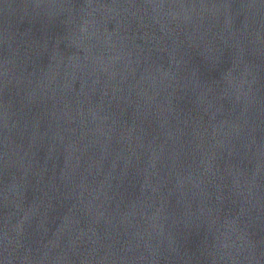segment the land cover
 Instances as JSON below:
<instances>
[{
  "label": "water",
  "instance_id": "water-1",
  "mask_svg": "<svg viewBox=\"0 0 264 264\" xmlns=\"http://www.w3.org/2000/svg\"><path fill=\"white\" fill-rule=\"evenodd\" d=\"M0 264H264V0H0Z\"/></svg>",
  "mask_w": 264,
  "mask_h": 264
}]
</instances>
